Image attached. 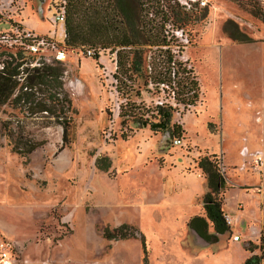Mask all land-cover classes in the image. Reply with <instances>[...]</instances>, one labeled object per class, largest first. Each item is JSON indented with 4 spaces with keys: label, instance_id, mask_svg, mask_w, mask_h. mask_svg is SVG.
I'll return each instance as SVG.
<instances>
[{
    "label": "rangeland",
    "instance_id": "rangeland-1",
    "mask_svg": "<svg viewBox=\"0 0 264 264\" xmlns=\"http://www.w3.org/2000/svg\"><path fill=\"white\" fill-rule=\"evenodd\" d=\"M60 2L12 0L0 10V30L18 26L60 41L62 23L52 20ZM169 7L184 15L178 28ZM257 7L264 10V0H208L190 11L157 0L142 19L161 27L168 44H142L140 71L119 74L116 90L113 49L98 58L67 49L63 86L75 110L65 144L53 116L0 105V239L8 242L0 264H264V21L250 11ZM228 21L246 40L228 35ZM166 47L196 79L193 103L148 77ZM18 48L0 43V52ZM212 153L230 221L209 242L187 222L204 216L196 159ZM120 223L134 235L102 236Z\"/></svg>",
    "mask_w": 264,
    "mask_h": 264
},
{
    "label": "trees",
    "instance_id": "trees-1",
    "mask_svg": "<svg viewBox=\"0 0 264 264\" xmlns=\"http://www.w3.org/2000/svg\"><path fill=\"white\" fill-rule=\"evenodd\" d=\"M156 2L157 0H61L55 10L63 6L62 43L65 51L74 50L77 46L80 47L78 48L80 52L86 55L85 49L92 48L94 53L90 57L97 58L98 50L113 49L116 58L112 75L116 80V90L119 74L129 70L140 71L142 44L158 46L168 44L165 34L161 33V27L142 19V9L148 13V9ZM168 10L173 24L177 28L180 27L184 19L183 13L173 7H169ZM250 11L264 21V10L261 11L257 7ZM167 19L168 16L164 20ZM231 25L234 31H231ZM224 30L233 39L246 40L245 34L237 30L231 21L225 24ZM83 43L87 45L84 46ZM164 51L165 57L157 60L160 67H157L158 63L155 61L151 75L148 77L154 82H163L170 87H172L171 82H174L173 98L183 104L193 103L198 89L196 79L190 76L189 69H185L184 66L180 68L181 62L178 60L175 61L178 66L172 78L169 62L173 55L167 47ZM21 52L18 49L14 52H0V105L9 103L25 109L30 114L44 112L48 116H53L52 121L62 128V144L69 142L70 113L75 109L63 86V60L53 58L45 60L42 56H38V53L27 52L25 56ZM163 67L164 69H161ZM180 94L183 96L177 98L176 95ZM157 111H163V107L157 105ZM178 127V124H175V128ZM34 146V142L29 144L25 152L30 151ZM213 155V153L204 154L196 159V166L203 173L207 187L201 198L204 216L194 215L187 222L198 236L209 242L215 241L217 234L229 230L221 205L226 180ZM207 222H210L213 232H207ZM134 231L128 224L120 223L112 228L104 227L102 235L106 238L124 237L127 234L134 235ZM139 235L140 244L144 249L143 235ZM244 264L254 263L247 258Z\"/></svg>",
    "mask_w": 264,
    "mask_h": 264
},
{
    "label": "built area",
    "instance_id": "built-area-1",
    "mask_svg": "<svg viewBox=\"0 0 264 264\" xmlns=\"http://www.w3.org/2000/svg\"><path fill=\"white\" fill-rule=\"evenodd\" d=\"M11 1L12 0H0V10L8 7L11 4ZM178 1L180 8L184 11H190L196 8H202L205 5H207L208 2V0H178ZM63 19H64V10H63V6H60L57 10H55L52 20L54 23L61 22L63 24ZM62 33L64 36L63 27H62ZM0 43H6L8 46L13 45L15 47H19L18 50L24 52L38 53V56H42L45 60H50L51 58L56 60H63L66 56V51L63 47L62 40L57 41L52 37L40 36L34 33L31 29L19 28L18 26H14L9 32L0 30ZM102 51L103 50L97 51L98 56L99 53ZM93 53L94 51L92 48L85 49L86 55L90 56ZM114 53L115 52L112 53V57H111V60L113 62V69L110 72H108V76L110 77L111 83H113V89L115 90L116 80L112 75L113 70L115 68ZM175 61L176 58L172 56V59L169 62L170 76H172V78L174 77V70L176 69V67L174 66L176 63ZM173 83L174 82H171V85ZM160 84L167 85L163 82H160ZM158 103L160 105L162 104L161 101H159ZM171 141L173 144H177L180 142V137L173 136ZM251 156H252V161L254 162L255 165L261 163L262 154L260 150L253 151ZM224 218L227 221H230V218L228 216H224ZM237 238L238 235L234 234L233 239H237ZM7 248H8V242L0 239V261L4 263L7 262V258H6Z\"/></svg>",
    "mask_w": 264,
    "mask_h": 264
},
{
    "label": "flooded vegetation",
    "instance_id": "flooded-vegetation-1",
    "mask_svg": "<svg viewBox=\"0 0 264 264\" xmlns=\"http://www.w3.org/2000/svg\"><path fill=\"white\" fill-rule=\"evenodd\" d=\"M233 24H235V23H233ZM231 38H232V37H231ZM232 39H233V38H232ZM159 126H160V125H159ZM161 127H162V126H161ZM241 150H244V149L241 148L240 151H241ZM201 204H202V203H201ZM201 207H202V205H201ZM200 216H202V215H200ZM207 223H208V222H207ZM209 223H210V222H209ZM206 229H207V227H206ZM212 230H213V228H212ZM207 232H209V231L207 230ZM212 232H213V231H212ZM102 236H103V235H102ZM103 237H104V236H103ZM237 240H238V238H237ZM143 241H144V239H143ZM144 249H145V248H144ZM144 249H143V250H144ZM143 257H144L143 259L145 260V256H143ZM145 264H146V263H145Z\"/></svg>",
    "mask_w": 264,
    "mask_h": 264
},
{
    "label": "water",
    "instance_id": "water-1",
    "mask_svg": "<svg viewBox=\"0 0 264 264\" xmlns=\"http://www.w3.org/2000/svg\"><path fill=\"white\" fill-rule=\"evenodd\" d=\"M167 114L166 113H163V116L165 117ZM158 126L160 125V126H164L165 125V123L162 121V122H160V123H158L157 124Z\"/></svg>",
    "mask_w": 264,
    "mask_h": 264
},
{
    "label": "crops",
    "instance_id": "crops-1",
    "mask_svg": "<svg viewBox=\"0 0 264 264\" xmlns=\"http://www.w3.org/2000/svg\"><path fill=\"white\" fill-rule=\"evenodd\" d=\"M229 216V215H228Z\"/></svg>",
    "mask_w": 264,
    "mask_h": 264
}]
</instances>
